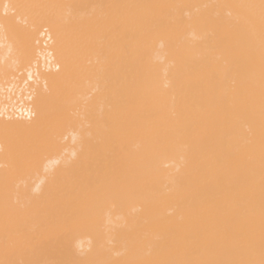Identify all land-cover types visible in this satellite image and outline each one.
Instances as JSON below:
<instances>
[{"label":"bare ground","instance_id":"bare-ground-1","mask_svg":"<svg viewBox=\"0 0 264 264\" xmlns=\"http://www.w3.org/2000/svg\"><path fill=\"white\" fill-rule=\"evenodd\" d=\"M0 264H264V0H0Z\"/></svg>","mask_w":264,"mask_h":264}]
</instances>
